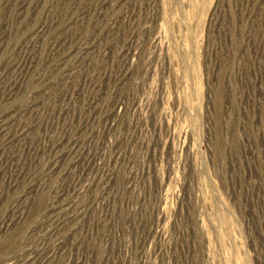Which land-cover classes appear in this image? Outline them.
Here are the masks:
<instances>
[{
    "label": "rangeland",
    "instance_id": "374dc122",
    "mask_svg": "<svg viewBox=\"0 0 264 264\" xmlns=\"http://www.w3.org/2000/svg\"><path fill=\"white\" fill-rule=\"evenodd\" d=\"M0 264H264V0H0Z\"/></svg>",
    "mask_w": 264,
    "mask_h": 264
}]
</instances>
